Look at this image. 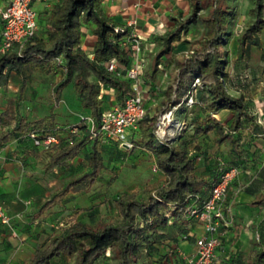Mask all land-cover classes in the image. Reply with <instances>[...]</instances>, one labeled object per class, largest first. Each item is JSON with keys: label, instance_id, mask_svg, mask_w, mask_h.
Returning a JSON list of instances; mask_svg holds the SVG:
<instances>
[{"label": "trees", "instance_id": "obj_1", "mask_svg": "<svg viewBox=\"0 0 264 264\" xmlns=\"http://www.w3.org/2000/svg\"><path fill=\"white\" fill-rule=\"evenodd\" d=\"M104 0H60L46 18H38L39 29L25 43L15 45L12 49L0 52V89L9 85L12 73L20 77L19 99L35 74L55 76L53 85L55 104L48 116L38 121L28 122L26 117H20L14 132L30 131L52 133L58 135L60 143L49 150L37 147L44 152H50L46 170L61 166L77 156L80 150L91 140V150L88 154V170L79 177L69 180L65 186L45 202L39 214L44 213L60 203L70 192L93 187L104 168V160L100 149L104 141L98 134L103 113L110 109L104 104L102 89L114 90L115 101L123 106L128 97L134 94L133 80L128 77V69L133 63V53L130 48L128 35L130 30L124 26L111 23L102 9ZM232 0H191V14L184 20H177L175 30L158 38L162 48L157 54L155 71L158 60L169 53L174 42L180 41L182 34L187 32L192 24L201 22L205 31L203 37L190 43L187 54L178 57L175 62V75L172 84L166 90V101L160 112L166 111L172 105L180 104L191 90L194 80L199 77L202 87L194 92L195 104L189 108L181 104L176 114L184 112L185 117L195 107L199 113L203 110L208 114L201 115L185 124L184 130L172 141H160L156 135L158 115L149 116L146 109L145 117L140 121L137 135L132 137L134 148L148 151L155 157V166L165 175L163 183H146L139 197L134 192H123L115 198L118 217L115 220L91 224L75 221L63 228L46 247L38 246L34 256L25 264H51L52 261L65 256L74 259L73 264H94L99 258L107 257L106 264H138L141 253H150L153 245L149 238L158 229L169 224L166 211L172 210L171 217L184 216L188 206H202L210 195L213 184L219 178L222 170L228 169L222 157H216L219 174L213 182L197 171L198 155H191L190 148L198 135H208L216 131L218 145L228 143L232 149L239 147L235 136L246 122H252V127H258L252 115L249 104L244 96H235L228 92L225 83L230 79L227 71L228 61L223 54L226 38L229 35V20L233 16ZM254 7L250 13L255 19L241 32L238 37L237 60L242 61L252 46H259L258 35L264 31V0H253ZM45 26L42 29V20ZM94 24L96 42L93 57L81 47L82 26ZM116 29L120 31L117 32ZM115 60L116 70L110 71L107 63ZM264 62V51L262 52ZM93 74L95 79H90ZM73 83L80 106L92 117V127L81 123L80 132L71 134L65 131L66 126H52L55 108L61 100L62 90ZM183 106V107H182ZM228 110L232 115L229 126L223 125L215 116ZM79 121L80 123V116ZM14 118L10 111L0 114V125L9 126ZM74 123V124H77ZM193 126V134L188 137L185 133ZM83 129L87 134L81 137ZM60 132L66 133V141L62 142ZM10 131L0 133V151L8 143ZM133 149L129 150L132 151ZM128 150V149H127ZM155 172V171H154ZM230 188V186H229ZM228 188V190H229ZM209 193L208 197L205 194ZM256 204H261L260 202ZM259 249L255 253L253 264L264 263V226L259 233ZM109 253V255H108Z\"/></svg>", "mask_w": 264, "mask_h": 264}, {"label": "crops", "instance_id": "obj_2", "mask_svg": "<svg viewBox=\"0 0 264 264\" xmlns=\"http://www.w3.org/2000/svg\"><path fill=\"white\" fill-rule=\"evenodd\" d=\"M9 2L10 0H0V5ZM59 2L60 0H34L33 7L37 11L38 18H46ZM102 9L104 15L115 26H124L129 21H136L135 29L142 38V58L145 62V71L139 82L145 91L147 113L153 116L160 111L166 101L165 93L174 79L176 59L186 55L188 50L186 44L182 43L185 40L184 35L189 34L188 30L183 33L181 40L172 44L170 52L158 60L157 72L154 75L156 57L162 48L158 38L175 30L177 20H184L191 14V0H104ZM2 29L3 26L0 25V43ZM94 29V24H85L81 29V47L90 57H93L97 39ZM181 45L185 49L180 50ZM227 71L230 73V79L225 83L226 89L232 95L244 96L258 127L255 130L252 122L243 125V128L235 134L239 140L237 149H232L228 143L218 145L216 131L208 135H198L189 153L199 156L196 161L197 171L211 182L219 174L216 157H222L227 167L238 170L226 196V206L232 209L233 222L225 229L222 245L217 249L215 264H253L260 242V236L258 239L257 235L264 226V94L260 93L261 90L257 85L244 79L248 75L244 76L241 71L235 72L229 67ZM66 88L67 86L62 90L61 100L55 108L52 126L74 124L79 121L80 110L77 107L79 100L76 91L72 92L71 102H67L64 97ZM100 97H103L107 108L117 106L113 89H102ZM198 109L200 110L199 107H195L187 117L184 115V120L191 122L200 115L203 118L207 117L208 114L203 110L199 113ZM2 110L1 113L6 111L5 108ZM21 116L25 117V115ZM215 117L226 127L232 122V115L228 110L219 112ZM16 122L14 118L11 125L4 126L6 127L4 131H10L11 134L8 143L0 151V204L12 217L17 235L0 222V264H25L34 256L38 246L46 247L60 233L62 229L55 232L54 228L58 227L57 223L70 212H58L64 209V203L74 192L70 191L60 203L44 213L39 214V210L69 180L81 176L89 168L88 154L91 150V140L76 157L61 166L46 170L50 152L36 148L31 141L24 138L23 133L14 132ZM193 131V126L190 125L185 133L190 137ZM86 134V129H83L81 137ZM59 135L63 139L62 142H65L66 133L60 132ZM136 135L135 132L132 137ZM207 137L209 145L205 142ZM119 145L117 142L100 141L104 160L101 175L114 167L121 154L120 147L124 152H132L129 158L131 163L134 162V166L150 163L149 167L154 172L155 157L148 151L140 148L129 151ZM84 156L87 157V166L82 170ZM73 172L74 174H71ZM54 179L63 182L61 189L55 192L50 190V184ZM165 179V175L160 171L154 172V180L159 181L157 183H163ZM147 183L155 182L148 180ZM208 195L209 193H206L205 197ZM258 202L261 204H256ZM48 232L50 238L42 245V236ZM204 233L202 221L175 216L170 219L166 227L152 233L149 240L153 242V247L150 253H146L145 250L141 253L138 264H187L195 256L196 239ZM54 234L56 235L53 236ZM185 236L187 238H184Z\"/></svg>", "mask_w": 264, "mask_h": 264}, {"label": "built area", "instance_id": "obj_3", "mask_svg": "<svg viewBox=\"0 0 264 264\" xmlns=\"http://www.w3.org/2000/svg\"><path fill=\"white\" fill-rule=\"evenodd\" d=\"M33 3L34 0H10L8 4L0 5V25L3 26L0 52L9 51L15 45L23 44L36 35L39 24L38 14L33 7ZM135 25V20L129 21L126 25L130 30L128 39L133 53V63L128 69L127 75L133 80L134 94L127 98L123 106L117 105L106 110L98 126V134L104 141L117 142L128 150L134 148L131 140L132 135L138 130L140 121L146 115L145 91L139 82L145 71V62L142 58V38L136 31ZM116 30L117 32L120 31L119 29ZM117 65L115 60L107 63L110 71L116 70ZM202 85V80L197 77L192 84L191 90L180 104L172 105L166 111L158 114L155 135L160 141H172L184 130L185 124L175 119L176 111L181 104H185L189 108L193 107L196 102L194 92ZM81 123L94 124V119L81 115L80 123L64 127L65 131L67 130L71 134H78ZM60 127L58 126L57 128ZM24 137L29 138L37 147L44 150H49L60 143L59 136L52 133L40 134L38 131H30ZM153 170L155 172L158 171L157 166H154ZM237 174L238 170L233 167L222 170L210 190L208 199L203 202L202 206L191 205L187 207L186 215L202 221L205 229L204 235L196 239L195 256L187 264H215L217 249L222 245L225 229L233 222L232 209L226 206V196L228 188ZM172 210L174 208L166 211L169 221L172 219ZM0 222L7 226L14 235H17L12 224V217L1 204ZM257 237L259 239V235ZM184 238H187V236Z\"/></svg>", "mask_w": 264, "mask_h": 264}, {"label": "rangeland", "instance_id": "obj_4", "mask_svg": "<svg viewBox=\"0 0 264 264\" xmlns=\"http://www.w3.org/2000/svg\"><path fill=\"white\" fill-rule=\"evenodd\" d=\"M231 5L234 13L229 20V35L226 38L227 43L225 44V48L223 47V54L228 61L229 68L235 72L241 71L244 76L248 75L244 79H248L250 83L257 85L261 90L260 93L264 94V62L262 61V52L264 51V31L258 35L260 41L259 46H252L242 61H239L236 58L238 37L255 19L250 13V9L254 7V2L253 0H232ZM44 22L45 19L42 20V29L45 26ZM204 31L205 29L200 21L196 24L190 25L188 29L189 35H184L185 40L182 43L186 44V47L189 48L190 43L196 42L203 37ZM180 47V50L185 49L183 45ZM90 79H95L93 74L90 75ZM56 80L57 78L53 75L47 76L45 74H35L32 81L27 86L23 97L19 99L21 80L17 75L12 73L9 85L0 89V113L3 111L2 109L5 108L10 111L11 116L16 120H18L19 116L25 115L26 119L29 121H34L48 115L52 106L55 104L52 90ZM74 90L72 84L65 89L64 97L67 102H71L72 92ZM77 103L80 114L88 115L89 112L81 108L79 101ZM158 114L159 112L157 115ZM175 119L176 121H183L184 112L177 114ZM92 125V123H88L85 126L92 127ZM5 129L6 127L0 126V133ZM205 142L206 145H209L208 137ZM120 149L121 154L114 167L109 169L108 172L104 171L93 187H86L80 191H76L69 199H67L64 203V209H61L58 213H63L64 211L70 213L57 223L58 227L54 228L55 232L60 231L77 220L91 224L115 220L118 217L114 206V199L116 196L123 192H134L140 197L142 195L143 187L148 180L155 183L159 182L154 180V172L152 171V168L149 167L150 163H140V165L136 166L135 164L134 166V162L131 163V158H129L132 152H124L121 147ZM121 162H123V164H121ZM82 165V170H85L87 166L86 156H84L82 160ZM71 174H74V172ZM62 186L63 182H58L54 179L50 184V190L55 192L60 190ZM49 235L50 233L48 232L45 236H42V245L46 244L49 240ZM108 261L109 260L105 256L99 258L94 264H106ZM73 263V258L62 256L54 260L52 264Z\"/></svg>", "mask_w": 264, "mask_h": 264}]
</instances>
